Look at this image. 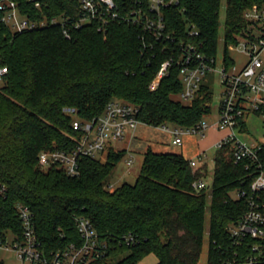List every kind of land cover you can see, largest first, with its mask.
I'll use <instances>...</instances> for the list:
<instances>
[{
    "label": "trees",
    "instance_id": "obj_1",
    "mask_svg": "<svg viewBox=\"0 0 264 264\" xmlns=\"http://www.w3.org/2000/svg\"><path fill=\"white\" fill-rule=\"evenodd\" d=\"M10 1L23 18L48 25L15 32L2 21L0 10V69L7 68L0 89V235L23 237L17 209L23 205L33 213L37 238L48 253L82 245L76 220L83 217L107 245L97 264H140L149 255L157 264H199L208 188L198 190L193 184L205 180V168L194 169L181 154L149 149L136 183L112 192L108 182L125 150L109 149L105 163L82 157L75 177L57 167H41L39 155L77 147L80 135L67 109L91 121L111 101H123L139 109L143 124L158 128H192L210 116L213 89L206 82L189 104L174 99L184 90L175 62L156 90L151 84L166 60L179 58L176 48L181 42L216 58L222 0H180L164 9L174 44L157 41L143 26L131 23L135 0H115L120 17H109L106 25L95 20L80 27L77 0ZM141 1L145 6L147 0ZM255 6L263 12L264 0H227L228 64L233 63L229 48L260 32V22L246 17ZM54 18L66 22L51 24ZM188 25L197 29V38L189 36ZM214 164L209 264H217L231 245L228 228L247 206L239 194L248 191L257 176L235 162L231 146L216 151ZM131 236L135 242L128 244Z\"/></svg>",
    "mask_w": 264,
    "mask_h": 264
},
{
    "label": "built area",
    "instance_id": "obj_2",
    "mask_svg": "<svg viewBox=\"0 0 264 264\" xmlns=\"http://www.w3.org/2000/svg\"><path fill=\"white\" fill-rule=\"evenodd\" d=\"M32 1V0H31ZM81 18L76 26L98 20L103 24L108 23V18H119L116 12L118 6L115 0H77ZM180 0H147L145 6L141 0H135V7L131 8V18L134 25L143 26L157 41L175 43L174 37L167 32L163 10L178 5ZM40 2L37 6L40 7ZM0 10L4 13L2 21L15 32L33 30L44 27L48 22H31L23 18L17 5L10 0H0ZM252 21L260 22L259 34L252 38H241L238 43L231 46L246 57L241 69H236L233 63H226L223 68L217 69L216 58L208 57L200 48L193 44L179 45V58L172 57L166 60L151 84V90H156L160 81L168 75L174 62L180 67V76L184 90L180 97L184 101H192L205 78L209 73H216L220 77L224 88L223 99L219 107V119L214 124H209L205 119L192 128H180L163 125V131L173 135V144L182 146L183 137L192 135L205 138L208 130H217L225 136L215 143L216 151L226 146H231L236 163H243L247 170L257 173L249 190L239 194L246 199V210L243 215L228 228L231 245L223 252V257L217 264H264V144L250 145L242 141L239 133L247 127L248 117L256 116L264 120V11L258 7L246 13ZM65 19L54 18L51 24H65ZM189 36L198 37L199 32L194 26L188 25ZM65 36L70 38L67 30ZM174 48V51L176 50ZM7 74V68L0 69V78ZM66 112L74 116L73 129L80 135L78 145L73 150H48L39 155V164L43 168L57 167L68 176L75 177L80 174L79 161L82 157L96 158L104 153L113 142L122 141L128 132L136 131L143 124L139 119V109L127 102L111 101L104 113L91 120L83 121L78 118L75 109ZM206 154L201 153L196 159L190 160L194 169L205 161ZM130 155L128 165L133 163ZM195 189L209 188L205 180L196 181ZM20 220L23 224V237L21 239L7 233L0 235V249L13 250L18 258L25 264H97L106 255L107 245L102 242L92 222L80 217L76 220L78 232L83 240L82 245L71 244L60 251L46 252L37 238L34 226V216L28 207L18 205ZM12 237L9 240L8 237ZM128 244L134 243V237L126 239ZM209 264V263H208Z\"/></svg>",
    "mask_w": 264,
    "mask_h": 264
},
{
    "label": "rangeland",
    "instance_id": "obj_3",
    "mask_svg": "<svg viewBox=\"0 0 264 264\" xmlns=\"http://www.w3.org/2000/svg\"><path fill=\"white\" fill-rule=\"evenodd\" d=\"M226 10H227V0H222L221 3V14H220V33L219 41L216 52V67L217 69L223 68V62L225 59V20H226ZM228 54L234 61L236 69H241L245 63L246 57L242 55L236 47H230ZM205 82L210 84L213 89V101H212V114L205 118V121L209 124H214L219 119V107L223 99L224 88L221 84L220 77L216 73H209L205 78ZM3 80L0 78V89L3 88ZM176 101H180L183 104H189V102L182 100L180 96H175ZM247 127L245 132L239 133V137L242 141L250 145L264 144V120L260 117L251 116L246 120ZM173 128V127H171ZM137 134L138 140H133L131 137ZM219 132L217 130H208L206 137L202 140L196 136L188 135L183 139L185 140L184 156L191 158L194 157L197 149L200 147H209L208 155L210 160V172L205 178L208 188V204L207 213L205 221V236L203 251L200 258L199 264H208V252H209V227L211 219V186L213 183L214 174V158L216 154L215 141L219 137ZM139 139H142L140 141ZM173 135L170 132L163 131L158 127L146 126L145 124L139 125L136 131L128 132L127 136L122 141L113 142V147L117 150L128 149L130 151L136 152L133 163L128 165L127 160H129L130 155H126L124 159L117 165L114 170L112 177L108 182V190L115 191L117 188L121 187L123 184L134 185L139 177L141 167L143 164V154L149 149L153 151H173L180 152V148L172 145ZM162 143V144H157ZM213 144V146H211ZM109 147L104 153L99 154L96 158L103 163L108 159ZM126 151V150H125ZM233 199H237L238 195L236 193L232 194ZM12 240V237H8ZM0 264H25L23 263L13 250H1L0 249ZM140 264H157V258L154 255H149L143 259Z\"/></svg>",
    "mask_w": 264,
    "mask_h": 264
},
{
    "label": "crops",
    "instance_id": "obj_4",
    "mask_svg": "<svg viewBox=\"0 0 264 264\" xmlns=\"http://www.w3.org/2000/svg\"><path fill=\"white\" fill-rule=\"evenodd\" d=\"M147 126V125H146ZM219 135V137L216 139V141L214 142V143H217L220 139H222L224 136H225V133H223V132H219L218 133ZM133 140H138V136H137V134L136 133H134V135L131 137ZM184 138V137H183ZM197 138H199V137H197ZM199 139H202V138H199ZM204 139V138H203ZM202 139V140H203ZM140 141H142V139H139ZM174 140V139H173ZM173 140H172V145H174L173 144ZM157 144H162V143H157ZM174 146H176V145H174ZM211 146H213V144L211 145ZM177 147H179L181 150H180V152H177V154H181V155H183L184 156V149L186 148L185 147V140L183 139V144H182V146H177ZM152 149V148H151ZM208 149H209V147H200V148H198L197 149V152H196V154H195V156L194 157H191V158H188V157H185L187 160H193V159H196L201 153H205L206 154V158H205V161L203 162V163H201L200 165H199V168H205L206 169V175L208 176L209 175V172H210V160H209V155H208ZM120 150V149H119ZM126 150V153H127V155H132V157H133V159L135 158V156H137V153L136 152H133V151H130V150H128V149H125ZM166 151V150H165ZM165 151H156L157 153H176V152H173V151H168V152H165ZM155 152V151H154ZM146 153V152H145ZM145 153L143 154V160H144V155H145ZM130 158V157H129ZM215 166V165H214Z\"/></svg>",
    "mask_w": 264,
    "mask_h": 264
}]
</instances>
